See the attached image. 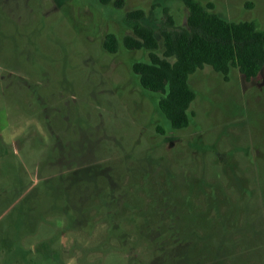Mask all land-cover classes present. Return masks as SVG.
Masks as SVG:
<instances>
[{"label":"rangeland","instance_id":"1","mask_svg":"<svg viewBox=\"0 0 264 264\" xmlns=\"http://www.w3.org/2000/svg\"><path fill=\"white\" fill-rule=\"evenodd\" d=\"M122 1L0 0V264H264V72L198 70L172 131L131 74L148 52L103 41L138 9L163 55L189 10ZM199 1L264 31V0Z\"/></svg>","mask_w":264,"mask_h":264},{"label":"trees","instance_id":"2","mask_svg":"<svg viewBox=\"0 0 264 264\" xmlns=\"http://www.w3.org/2000/svg\"><path fill=\"white\" fill-rule=\"evenodd\" d=\"M96 1L103 6H123L122 0ZM184 3L189 10L187 26L160 31L163 55L158 53L156 31L145 24L144 13L138 9L124 17L132 34L121 41L110 33L103 41L110 54L117 53L121 43L129 51L148 52V60L131 64V74L144 93L158 97L156 109L162 118L158 123L164 122L172 131L184 130L193 121L190 108L197 94L190 85V77L198 70L211 67L229 81L232 70L238 69L246 82L264 72V31L256 22L227 21L214 12L212 1L205 4L184 0ZM262 192L264 203V182Z\"/></svg>","mask_w":264,"mask_h":264}]
</instances>
